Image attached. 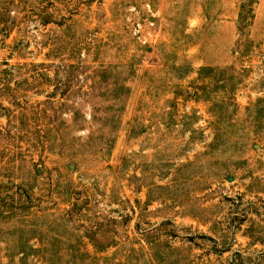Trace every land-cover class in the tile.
Here are the masks:
<instances>
[{
    "label": "rangeland",
    "instance_id": "1",
    "mask_svg": "<svg viewBox=\"0 0 264 264\" xmlns=\"http://www.w3.org/2000/svg\"><path fill=\"white\" fill-rule=\"evenodd\" d=\"M0 264H264V0H0Z\"/></svg>",
    "mask_w": 264,
    "mask_h": 264
},
{
    "label": "trees",
    "instance_id": "2",
    "mask_svg": "<svg viewBox=\"0 0 264 264\" xmlns=\"http://www.w3.org/2000/svg\"><path fill=\"white\" fill-rule=\"evenodd\" d=\"M69 68H71V67L69 66ZM106 71H107V70L105 69V70L101 71V73H102V74L107 73ZM63 96H64V94H63Z\"/></svg>",
    "mask_w": 264,
    "mask_h": 264
}]
</instances>
